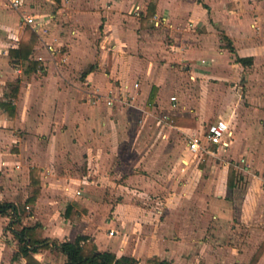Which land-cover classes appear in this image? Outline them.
<instances>
[{
    "label": "crops",
    "instance_id": "0c3cea01",
    "mask_svg": "<svg viewBox=\"0 0 264 264\" xmlns=\"http://www.w3.org/2000/svg\"><path fill=\"white\" fill-rule=\"evenodd\" d=\"M20 1L0 0V202L16 206L0 216V264L65 263L53 247L27 261L14 231L35 225L37 238L86 236L139 264H264V0H49L50 18ZM27 26L38 37L31 72L10 53ZM219 119L227 146L208 144L192 163L188 137L206 143ZM126 143L133 163L123 181L145 191H171L174 168L186 163L198 194L189 216H146L94 196L119 192L115 182L82 184L85 173L105 179ZM32 168L40 186L28 203Z\"/></svg>",
    "mask_w": 264,
    "mask_h": 264
},
{
    "label": "rangeland",
    "instance_id": "374dc122",
    "mask_svg": "<svg viewBox=\"0 0 264 264\" xmlns=\"http://www.w3.org/2000/svg\"><path fill=\"white\" fill-rule=\"evenodd\" d=\"M36 2V1H28L27 3H24V5L28 6L29 11L31 13L35 14H43L44 16H48L55 12L56 7L54 8V4H51L49 0H43ZM50 3V4H48ZM37 6V7H36ZM49 17V16H48ZM50 18V17H49ZM12 39H15L12 37ZM91 39V38H90ZM157 137L160 135L158 133ZM231 137L226 138V142L230 141ZM130 139V136H129ZM179 147H184V143L182 141H179L178 144ZM225 145H223L224 147ZM227 146V145H226ZM126 149L122 151L121 154L118 155V160L115 162L114 166H108V169L106 170L105 179L102 177L100 179H92V176L89 177L87 173L82 177V184H88V185H111L112 182L114 183V187L116 188L117 185H119V192H116L115 189H113V192L111 190H103L102 192L96 191L94 193V196H97L98 198H102L103 200L110 201V203L114 204L121 200H127L128 202H132L134 204L139 205L144 211L145 215H158L159 218H163L166 215H168L169 211L172 212V216L176 217L177 215L185 214L186 216H189L190 212H193L194 209H196V201L197 196L196 192L193 190L192 186L189 184V181L185 179L186 172L182 173L181 167L182 165L185 166L186 163H182L179 161L178 167L174 169H178L179 171L176 172L174 170L173 172V178H172V190L171 191H145L142 188L133 185L129 182H124L123 178H125L124 173L129 172L132 168V153H133V146L132 144L126 143ZM205 151L195 154L187 153L191 157V161H198V159L204 154ZM187 161V159H185ZM245 162L241 161V166L244 167ZM188 166L191 167V163L188 164ZM68 167V166H67ZM78 172L82 173L84 166L82 164H73V168L71 169L72 173L75 172V169ZM129 169V170H128ZM241 175V174H240ZM116 177V178H115ZM241 178L238 180V191L235 192L233 195V198L238 201L242 198V193L245 188V180L244 176H240ZM100 180V181H99ZM113 180V181H112ZM121 183V184H120ZM112 187V186H110ZM198 192V191H197ZM200 193V192H199ZM88 194L87 192L84 193V195ZM102 212L104 213V209L102 208ZM114 209L108 208L107 212H109V218H111L114 214L112 213ZM106 211V210H105ZM110 220V219H108Z\"/></svg>",
    "mask_w": 264,
    "mask_h": 264
},
{
    "label": "trees",
    "instance_id": "16d2710c",
    "mask_svg": "<svg viewBox=\"0 0 264 264\" xmlns=\"http://www.w3.org/2000/svg\"><path fill=\"white\" fill-rule=\"evenodd\" d=\"M152 11V10H151ZM150 11V14H151ZM36 33L30 28L26 27L20 41V46L17 49H12V55L21 58L24 61H29L26 64L25 72H31L38 68V63L30 61L29 55L31 54L34 45L37 41ZM245 62V59H240ZM39 169L32 168L30 170V184L33 186V192L28 198V203H34L39 194ZM10 213H16V206L11 202H0V216ZM39 225L32 227H23L20 230H15L14 235L19 242V250L26 257L27 261H32L30 251L38 249L56 248L66 256L64 264H139L138 260L129 256L116 257L115 254L104 251L100 252L96 246L88 241L86 236H78L74 242L50 240L47 238H37L35 231ZM146 264H172L169 261L160 260L157 257L147 260ZM241 264V263H233Z\"/></svg>",
    "mask_w": 264,
    "mask_h": 264
},
{
    "label": "built area",
    "instance_id": "2783aa9c",
    "mask_svg": "<svg viewBox=\"0 0 264 264\" xmlns=\"http://www.w3.org/2000/svg\"><path fill=\"white\" fill-rule=\"evenodd\" d=\"M11 4L14 7H17L21 4L20 0H11ZM25 23L29 24L35 32H39V30H43L42 23L39 22L36 17H23ZM231 135V131L229 129V125L222 119H219L215 122L210 123L207 126L206 132L204 134V138L206 143L203 142V139L197 136H190L187 140V145L193 154H197L199 152L207 151L208 144H217V145H227V142L224 138L229 137ZM113 234V232H110Z\"/></svg>",
    "mask_w": 264,
    "mask_h": 264
}]
</instances>
